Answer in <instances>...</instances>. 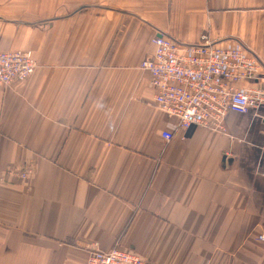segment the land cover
Masks as SVG:
<instances>
[{
  "label": "crops",
  "instance_id": "1",
  "mask_svg": "<svg viewBox=\"0 0 264 264\" xmlns=\"http://www.w3.org/2000/svg\"><path fill=\"white\" fill-rule=\"evenodd\" d=\"M157 32L264 64V0H0V52L37 65L0 87V264H86L94 246L264 264V110L177 128L139 69ZM14 168L31 176L3 180Z\"/></svg>",
  "mask_w": 264,
  "mask_h": 264
},
{
  "label": "built area",
  "instance_id": "2",
  "mask_svg": "<svg viewBox=\"0 0 264 264\" xmlns=\"http://www.w3.org/2000/svg\"><path fill=\"white\" fill-rule=\"evenodd\" d=\"M152 44L153 56L139 69L150 75L155 107L175 119L180 130L197 126L223 133L228 113L264 110V89L237 87L264 75V64L254 54L224 48L206 33L198 42L185 44L157 32ZM36 67L30 51L0 52V87L26 81ZM162 138L168 143L172 134L165 132ZM30 176L31 170L14 168L2 179L25 182ZM258 240L264 241V236ZM93 249L86 264H146L138 255L119 248L109 252H101L96 246Z\"/></svg>",
  "mask_w": 264,
  "mask_h": 264
}]
</instances>
